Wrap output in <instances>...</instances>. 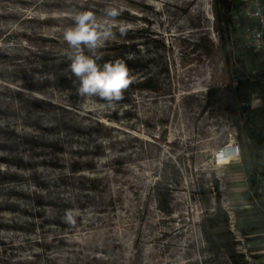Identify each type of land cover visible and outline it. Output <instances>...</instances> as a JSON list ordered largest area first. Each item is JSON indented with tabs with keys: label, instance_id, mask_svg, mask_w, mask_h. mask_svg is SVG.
<instances>
[{
	"label": "rangeland",
	"instance_id": "1",
	"mask_svg": "<svg viewBox=\"0 0 264 264\" xmlns=\"http://www.w3.org/2000/svg\"><path fill=\"white\" fill-rule=\"evenodd\" d=\"M108 6L121 14L99 54L127 59L132 78L112 106L49 76L51 59L67 62L72 14L103 19ZM215 11V0H0V264H233L203 228L218 194L240 263H264L242 152L219 162L232 138L245 142L246 115L237 123L227 104Z\"/></svg>",
	"mask_w": 264,
	"mask_h": 264
},
{
	"label": "trees",
	"instance_id": "2",
	"mask_svg": "<svg viewBox=\"0 0 264 264\" xmlns=\"http://www.w3.org/2000/svg\"><path fill=\"white\" fill-rule=\"evenodd\" d=\"M215 10L225 60L227 104L237 123L241 122V115H246L244 123L240 126L245 136V142L242 143L241 163L251 193L264 210V164L261 170L256 164L259 160L264 161V60L260 63L256 62L258 55L264 51H249L242 45L244 29L252 22L244 18L239 0H215ZM99 56L100 64L114 62L117 59L128 64L127 59L118 55L99 54ZM50 61L53 62L49 65L50 79L66 91L77 92L75 77L68 72V59L67 62L61 63H55L54 59ZM254 69L258 72L256 75L252 74ZM217 94L218 91L211 93L212 102ZM255 98L259 102L256 106L253 105ZM212 187L214 190H219V181H214ZM215 198L216 205L213 212L204 219V232L210 244L229 252L233 264H241L240 255L236 251L238 243L229 230V214L222 206L220 194Z\"/></svg>",
	"mask_w": 264,
	"mask_h": 264
},
{
	"label": "clouds",
	"instance_id": "3",
	"mask_svg": "<svg viewBox=\"0 0 264 264\" xmlns=\"http://www.w3.org/2000/svg\"><path fill=\"white\" fill-rule=\"evenodd\" d=\"M120 14V9L114 6L103 9V19H98L96 13L90 10L76 11L71 16V26L63 32V40L68 46L65 53L69 61L68 72L75 77L78 94L99 98L107 106L122 99L132 80L129 67L123 60L98 63L101 59L99 50L115 35L113 28L117 26L115 22ZM130 27L120 23L118 30L125 35ZM76 214L68 210L65 218L74 223Z\"/></svg>",
	"mask_w": 264,
	"mask_h": 264
},
{
	"label": "built area",
	"instance_id": "4",
	"mask_svg": "<svg viewBox=\"0 0 264 264\" xmlns=\"http://www.w3.org/2000/svg\"><path fill=\"white\" fill-rule=\"evenodd\" d=\"M243 10V16L252 24L244 29L242 45L246 50L259 52L264 51V0H239ZM257 70H252V74L256 75ZM232 149L230 152L221 155L220 158L241 157L242 147L238 141V137L230 140Z\"/></svg>",
	"mask_w": 264,
	"mask_h": 264
},
{
	"label": "bare ground",
	"instance_id": "5",
	"mask_svg": "<svg viewBox=\"0 0 264 264\" xmlns=\"http://www.w3.org/2000/svg\"><path fill=\"white\" fill-rule=\"evenodd\" d=\"M230 149H232V147H231V144H230V141H229L228 144L224 148H222L221 150H219L218 152L221 155H225V154H227V153L230 152ZM230 161H239V158L238 157H235V156L234 157H229V158H224V159L221 158V160L219 162L221 164H228V163H230Z\"/></svg>",
	"mask_w": 264,
	"mask_h": 264
}]
</instances>
